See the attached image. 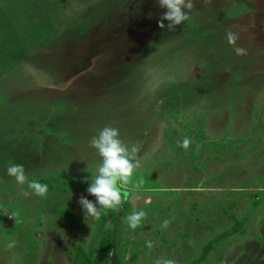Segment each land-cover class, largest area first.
I'll return each instance as SVG.
<instances>
[{
	"label": "rangeland",
	"instance_id": "obj_1",
	"mask_svg": "<svg viewBox=\"0 0 264 264\" xmlns=\"http://www.w3.org/2000/svg\"><path fill=\"white\" fill-rule=\"evenodd\" d=\"M165 11L0 0V264H73L79 247L100 264L264 261V0H194L172 30L159 27ZM106 125L142 145V163L130 201L86 222L78 201L96 202L87 188L101 163L89 141ZM9 162L25 167L23 185Z\"/></svg>",
	"mask_w": 264,
	"mask_h": 264
},
{
	"label": "clouds",
	"instance_id": "obj_2",
	"mask_svg": "<svg viewBox=\"0 0 264 264\" xmlns=\"http://www.w3.org/2000/svg\"><path fill=\"white\" fill-rule=\"evenodd\" d=\"M159 6L166 9L163 13L161 21L158 22L160 28H164L163 20H167V27L172 30L177 25H181L188 19L189 12L194 7V0H158ZM238 35L231 31L227 32V40L230 44L235 45ZM237 55H246V49L235 47ZM191 141L185 138L182 147L187 149ZM89 146L94 148L101 157V163L97 166L87 188V192L96 197V202L81 196L78 203L84 210V219L88 222V218L99 220L102 211L106 214L108 210L116 211L123 206L124 203L130 201L129 193L126 190L127 185L132 182L133 173L141 167L140 151L142 145L137 142L129 146L120 138L119 129L110 125L103 127L98 135H95L89 141ZM7 175L14 177L15 181L23 185L28 176L25 167L19 163L9 162L6 168ZM28 187L33 190V194L38 197L46 198L48 195V185L42 184L37 180H31ZM28 195V193H25ZM99 205V206H97ZM146 213L143 210L133 211L128 217V226L135 231L141 226L145 219ZM10 217L15 218L16 224L20 223L16 218V214ZM168 226V221H164L163 228ZM15 241L7 244L11 249L14 247ZM149 248L152 247V241L147 243ZM164 264H176L174 260H166Z\"/></svg>",
	"mask_w": 264,
	"mask_h": 264
},
{
	"label": "trees",
	"instance_id": "obj_3",
	"mask_svg": "<svg viewBox=\"0 0 264 264\" xmlns=\"http://www.w3.org/2000/svg\"><path fill=\"white\" fill-rule=\"evenodd\" d=\"M237 231V229L235 227L230 228L229 230H227L224 233H221L220 235H218L215 239L220 240L225 238L228 235H232ZM211 246H209V244H207L205 246V249L208 250L210 249ZM201 258L198 259H194L190 264H198L200 262ZM73 264H100V262L98 260H92L89 255L87 254V252L79 247L74 263Z\"/></svg>",
	"mask_w": 264,
	"mask_h": 264
},
{
	"label": "crops",
	"instance_id": "obj_4",
	"mask_svg": "<svg viewBox=\"0 0 264 264\" xmlns=\"http://www.w3.org/2000/svg\"><path fill=\"white\" fill-rule=\"evenodd\" d=\"M72 130H73V131H72L71 134L74 135V136H72V137H73V141H74V140H77V139H76V135H78L79 127H78L77 125H72ZM221 240H222V239H221ZM218 243H219V242H218ZM82 248H83V247H82ZM83 249H84V248H83ZM263 253H264V252H263ZM257 255H258V257H259V256H260V253L258 252ZM257 255H256V257H257ZM255 261H257V263H258V262H260V261H262V260H260V259H255ZM262 262H263V264H264V261H262ZM257 263H256V264H257Z\"/></svg>",
	"mask_w": 264,
	"mask_h": 264
}]
</instances>
